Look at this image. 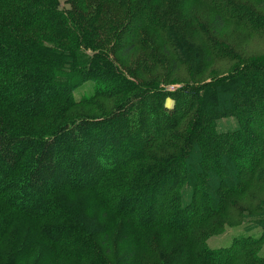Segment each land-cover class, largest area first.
<instances>
[{
    "label": "trees",
    "instance_id": "obj_1",
    "mask_svg": "<svg viewBox=\"0 0 264 264\" xmlns=\"http://www.w3.org/2000/svg\"><path fill=\"white\" fill-rule=\"evenodd\" d=\"M195 1L215 11L214 35L232 22L264 34V24L245 15L236 0ZM142 3L125 2L133 10L130 39L121 45L126 53L145 25L172 37L185 26L154 0ZM74 18L60 9V0H0V245L19 222L33 220L41 224L43 241L75 264H116L100 247L113 253L121 224L132 242L125 264H154L138 254L156 231L165 235L162 264H264V60L164 92L126 72L108 49L88 55L82 47L91 43L76 36L83 29ZM191 22L184 27L188 40L196 36L199 42L191 45L204 47L211 59L215 44L207 46L208 31ZM87 83L94 84L92 93L76 98ZM223 94H231L233 106L219 119L237 123L227 131L209 111L220 107ZM106 95L114 97L107 113L78 110ZM166 96L189 106L163 115L157 109ZM216 149L220 153L212 154ZM195 158L200 167L185 169ZM65 193L96 194L109 218L102 241L90 238L95 230L71 199L62 198ZM248 219L262 228L258 237L210 247L208 239L224 230L225 220L239 226Z\"/></svg>",
    "mask_w": 264,
    "mask_h": 264
},
{
    "label": "rangeland",
    "instance_id": "obj_2",
    "mask_svg": "<svg viewBox=\"0 0 264 264\" xmlns=\"http://www.w3.org/2000/svg\"><path fill=\"white\" fill-rule=\"evenodd\" d=\"M142 1L132 0L139 8L143 6ZM236 1L242 4L245 15L248 14L257 24H264V4L261 5L257 0ZM125 2H128V0H60V9L67 14H71V16L73 15L75 24L79 25V29H83L75 30V33L76 36L79 33L84 35L86 42L91 43L89 49L83 43L82 50H85L88 55H92L95 49H108L126 72L133 75L138 81L159 86L164 92H176L183 87L188 88L190 84L213 81L229 75L236 68L259 59L264 60V34H254L244 26L232 22L225 24L219 34L214 35L210 22L215 19V11L209 5L195 0H191L189 8L188 0H154L153 6L162 5L163 11L169 12L174 17L180 15L178 19H184L182 21L185 22V26H188L189 19H191V23L202 24L208 31L206 34V37L209 36L207 46L210 43L215 44L212 50L210 49L211 55L213 54L211 59L206 58L208 51L205 52L204 47L203 49L195 47L199 42L196 36L188 40V28L185 29V26L182 29L178 27L177 32H174L172 37L171 33L162 34L163 30L160 31V28L155 29L153 26L151 28V26L145 25L137 30L135 48L126 53L121 45L130 39V31L133 25L130 15L133 10ZM189 15H192V18H188ZM258 16L259 18H257ZM200 38L202 39L201 36ZM193 42L196 45H191ZM64 44L71 47L69 42ZM191 57L199 58V60L194 61ZM93 86V83L84 85L76 92V98L81 99L84 95L91 94ZM231 97V94H223L218 109L211 110L208 107L213 117L219 119L231 110L233 106ZM113 100L114 97L110 95L97 97L90 101L86 107H78V110H86L95 116H99V113H107L111 109L110 103ZM188 106L189 103L184 105L183 99L178 98L176 101L175 98L166 96L163 105H160L157 110L166 115L171 114L176 108L178 112V110H184ZM134 118L136 120L138 116H134ZM236 125L234 119L227 118L219 119L217 124L220 131L233 129ZM162 150H166V148L162 147ZM214 152L220 153V149H216L212 154ZM156 156L163 159L165 155L162 151H159ZM211 159H214V156H211ZM241 160L245 162L247 159L242 157ZM184 165L185 169L200 167L196 158L190 161L187 160ZM106 189H108V186H106ZM213 189L208 190L210 195L212 194L211 196L215 194ZM62 198L71 199L83 219L95 230L96 233L88 232L90 238L95 240L98 238L102 241V234L109 218L102 215V208L97 203L96 194L76 195L65 193ZM220 220L222 222V219ZM223 225L225 231H217L208 239L210 247L229 246L234 237L241 235L258 237L262 230L251 219L244 221L239 226H233L225 220ZM40 226V223L33 220L19 222L0 245V261L10 264H75L72 261L73 258L62 256V254L57 253L60 250H54L53 246H48L43 241L39 233ZM121 227V224H117L118 230L114 234L116 242L112 248V254L107 252L109 248L105 245L101 244L100 247L110 261H112L111 257L114 258L115 256L116 264L118 262L119 264H125L127 259L128 261L131 260L129 254L132 242L127 240V232ZM157 235L161 236L159 239L162 241L158 240ZM129 238L132 237L129 236ZM151 238L152 240L148 243L142 242L138 255H143V252H145L144 257L147 260L153 261L154 264H162L165 262V256L162 257L163 254L159 253V247L163 248L162 243L165 235L156 231L151 233ZM262 254L264 255V251ZM160 257H162V260L158 259ZM53 258L54 261H52Z\"/></svg>",
    "mask_w": 264,
    "mask_h": 264
}]
</instances>
